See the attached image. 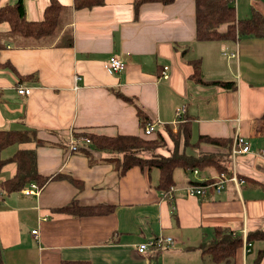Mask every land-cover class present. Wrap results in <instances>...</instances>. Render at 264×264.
Returning a JSON list of instances; mask_svg holds the SVG:
<instances>
[{"label":"crops","instance_id":"crops-1","mask_svg":"<svg viewBox=\"0 0 264 264\" xmlns=\"http://www.w3.org/2000/svg\"><path fill=\"white\" fill-rule=\"evenodd\" d=\"M58 1L66 7L65 21L53 38L32 41L0 24V129L33 133L28 142L1 150L0 157L30 149L41 175L62 176L50 178L37 194L0 192V262L264 264L263 236L252 234L249 245L245 239L249 231L264 232V37L196 41L194 0L145 3L136 14L132 0H104L83 9H73L72 0ZM13 2L0 0V6ZM23 4L26 18L39 20L47 0ZM234 5L237 18L253 9L264 14V0ZM115 54L125 64L117 73L105 66ZM193 59L200 61L204 80H231L235 87L195 82L189 77ZM18 86L29 93L18 94ZM179 106L193 116L194 140L204 134L232 141L239 134L249 143L251 152L238 157L245 179L239 188L230 183L219 193L191 197L181 187L217 174L177 171L179 188L169 200L156 188L157 170L134 166L119 174L108 159L120 154L92 146L88 153L70 150L71 136L82 130L141 134L138 110L161 133L175 126ZM198 147L222 150L207 143ZM14 171V163H7L0 182ZM73 200L80 207L111 208L90 214L58 209ZM216 228L243 239L220 262L208 251ZM157 235L173 243L138 252L139 243Z\"/></svg>","mask_w":264,"mask_h":264},{"label":"trees","instance_id":"trees-1","mask_svg":"<svg viewBox=\"0 0 264 264\" xmlns=\"http://www.w3.org/2000/svg\"><path fill=\"white\" fill-rule=\"evenodd\" d=\"M173 0H132L133 11H138L139 7L145 3L170 4ZM104 3V0H72L73 9L91 8ZM66 7L58 0H47L42 17L39 20H30L25 16L23 0H14L13 3H6L0 6V24L5 23L8 31L17 34L22 38L32 41L46 40L53 38L64 24ZM194 39L196 41H234L241 36L264 37V14L255 9L250 16L237 18L234 0H194ZM70 42V41H69ZM192 66L190 78L195 82L203 84H215L224 89H232L235 83L231 80H204L201 76L200 61L190 60ZM141 126V134L127 135H105L95 131L82 130L74 132L75 136H85L89 138L90 144L82 147L88 153V146L95 149L106 150L111 153L120 154L119 157L108 159L119 174L125 173L131 167L137 166L147 173L157 170L158 181L156 188L158 191L167 190L175 184V173H184L197 170L198 172L209 171L211 174L229 172V150L231 138L213 137L208 135H198L192 138L191 118L193 116L183 115V120L178 125V133L173 134L167 129L174 147L170 154L160 155L154 149L164 146L165 140L160 131L154 130L151 134H145L143 128L150 120L137 111ZM29 130L0 129V151L14 144L28 142L33 139ZM207 143L222 148L220 151H199V145ZM149 151L152 156H143L140 151ZM14 163L15 171L11 177L0 182V192L5 194L20 191L30 182H34L41 188L50 178L62 177L60 175H41L36 166V157L33 150L17 149L7 158L0 157V171L7 163ZM240 178L242 175L238 173ZM244 179V178H243ZM212 176L206 181H211ZM245 180V179H244ZM71 181L77 183L71 178ZM193 183V182H192ZM194 183H205L194 182ZM212 190V189H211ZM214 191V190H212ZM109 205H96L80 207L74 200L69 206L58 209L71 211L79 214L98 213L109 210ZM259 234L264 238V232H248L245 235L247 242H251L252 234ZM242 234L232 233L225 228L214 230V242L208 247L212 259L215 261L228 260L233 256L235 250L242 243ZM0 264H2L0 262ZM61 264H81L80 262L65 261ZM86 264V263H82Z\"/></svg>","mask_w":264,"mask_h":264},{"label":"built area","instance_id":"built-area-1","mask_svg":"<svg viewBox=\"0 0 264 264\" xmlns=\"http://www.w3.org/2000/svg\"><path fill=\"white\" fill-rule=\"evenodd\" d=\"M124 62L118 57L116 54L111 55L108 57L106 61V69L109 72H119L124 68ZM167 66H163L162 75L165 76ZM18 94L25 95L28 94L30 89L27 87L18 86L16 89ZM184 107L179 106L176 108V117L174 119L173 124H178L183 120V113ZM155 130L153 122L149 121L146 123L145 127L143 128L144 133L151 134ZM69 147L71 151H77L82 147L87 146L90 144L89 138L85 136H75L74 134L71 136L69 140ZM249 143L245 141V138L239 134H235L232 138V142L230 145L229 150V172H220L216 176L212 177L211 181H206L205 183H187L182 188L185 194L188 196H205L211 189L214 192L219 193L221 192L227 184H233L234 188H239L242 184L245 183L243 178H240L238 175V157L242 154H247L251 152ZM193 173H197V170H193ZM179 188V187H178ZM176 185H171L167 190L159 191V195L161 198L171 199V195L174 193L175 190L178 189ZM39 188L34 182H30L28 185L21 189L23 194H37ZM32 234H36L37 230H31ZM173 243V239L170 236H163L157 235L153 238H150L146 241H143L137 245L138 252H144L146 249L153 247V246H161V245H169ZM249 245L250 243L247 242Z\"/></svg>","mask_w":264,"mask_h":264},{"label":"rangeland","instance_id":"rangeland-1","mask_svg":"<svg viewBox=\"0 0 264 264\" xmlns=\"http://www.w3.org/2000/svg\"><path fill=\"white\" fill-rule=\"evenodd\" d=\"M175 125V124H174ZM178 125H175V126H172V128H168L169 131L173 134H177L178 133ZM161 136L164 138L165 140V144L164 146H160V147H157L156 149H154V152L156 154H160V155H167V154H170V152L172 151V148L174 147V141L171 139V136L169 135V132L167 131V129L164 131H161ZM139 154L143 155V156H152L151 152H149L148 150L147 151H140ZM152 173L153 174H156V170H152ZM190 177H193L192 175L189 174ZM203 176V173L201 174V176L199 177H202Z\"/></svg>","mask_w":264,"mask_h":264}]
</instances>
